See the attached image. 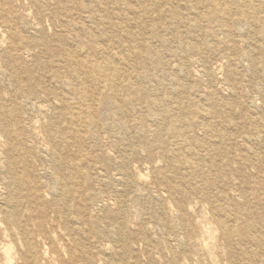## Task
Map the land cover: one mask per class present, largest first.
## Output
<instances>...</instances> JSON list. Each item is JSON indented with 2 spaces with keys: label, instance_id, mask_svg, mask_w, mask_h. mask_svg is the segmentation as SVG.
Instances as JSON below:
<instances>
[{
  "label": "rangeland",
  "instance_id": "rangeland-1",
  "mask_svg": "<svg viewBox=\"0 0 264 264\" xmlns=\"http://www.w3.org/2000/svg\"><path fill=\"white\" fill-rule=\"evenodd\" d=\"M43 1L47 8L39 14L29 6L27 0H0L5 17L14 20L20 27L24 22H31L42 29L39 35L46 42L43 47L36 45L34 34L21 28V38L27 45L12 47L17 49L12 51L11 41L3 39V48L0 50V99L7 100L5 105L10 100L29 95L50 112L48 104L55 98L62 99L65 94L52 82V78L66 75L65 65L60 61L75 48L88 60L89 66L109 69L105 64H100V57L91 55L89 45L86 44L92 35H87L86 32L93 28L99 29L108 40L97 46L105 47L109 53H118L121 47L130 49L127 34L132 36L139 50L147 48V51H141L139 58L131 51L122 52L125 54L126 65L120 62L117 64V79L120 85L130 83L136 94L129 95L125 91L120 93L125 98L133 97L134 101L125 107L124 115L119 116L115 123L105 118L108 106H99L104 97H111L112 92L105 91L99 95L90 84L85 85L88 93L92 92L94 95L100 116H96L92 136L83 137L79 151L72 147L59 150L62 164L76 163L80 168L76 175L77 185L70 189L71 194L67 195L64 205L70 211L64 210L60 215L48 214V235L65 243L77 239L80 241L79 247L93 255L95 264H192V258L188 256L191 249L182 245L183 240L187 239L186 232L188 230L189 233H194L193 225L195 226L196 221L212 220L214 223L207 226L215 238L206 240L205 255H214L218 264H232L227 252L229 246L221 238L222 231L217 229L216 220L211 219V204L216 196L222 195L228 199L219 203L224 208L230 207L232 213L241 218L238 223L231 224L233 239L236 237L238 224L241 226L239 231H246V226L250 225L252 234L264 238V40L256 33L249 34L244 26L241 34H234L229 39L216 30L214 36L207 37L204 32L208 30V24L196 18L204 17L206 9L201 8L197 12L185 7L190 6L193 0H146L142 4L131 0L129 6L137 11L134 16L127 14L118 0ZM252 1L247 11L254 14L257 9V17H264V1ZM98 4L104 6L98 8ZM238 9L247 8L242 6ZM89 16L95 17L93 22L88 19ZM129 17H136L141 21L135 24ZM1 21L2 18L0 25ZM191 24H196L199 31L189 29ZM74 25H81L86 32L74 29ZM2 29L5 30L3 27ZM151 30L157 32V37H152ZM32 40L33 45L30 44ZM61 40L66 45L62 46ZM191 46L195 49H191ZM96 49L102 54L105 52L104 49ZM117 59L119 61V57ZM172 63L176 67L179 65L180 69L177 68L182 72V76L179 74L182 88L193 96L184 94L179 101H174L175 104H166V123H173L178 130L182 128L177 121L181 117V111H171V108L176 105L187 108L190 102L204 106L210 115L206 122L201 123L202 126L187 134L189 147L206 158V161H199L186 156L185 159L190 164L200 169L196 174L187 166L181 167L180 162L176 163L171 156L161 153L159 145L166 147V150L173 148L169 145L165 132L157 137L144 135L141 131L147 107L154 109L149 103L167 97L170 91L167 79L173 75L165 73ZM195 63L201 66L198 65V68ZM108 73L111 74V71ZM200 73L203 75L201 78ZM154 90L158 91L159 98H146L142 95ZM224 91L229 92L226 94ZM210 92L212 104L206 96ZM252 102L261 109L254 110L250 106ZM146 103L149 105L146 106ZM20 115L28 122L33 121L35 109H20ZM82 116L84 119L85 112ZM46 122H58L59 128L64 126L60 118L49 117ZM203 126L216 132H224L223 139L219 138L216 142L219 144L211 148L201 146V141L204 140ZM244 137L253 138V143L244 144ZM5 139L0 123V196L6 192L1 185L6 164ZM29 164L35 176L36 188L42 193H48L51 187L45 173L50 172L48 159L33 155ZM68 171L66 166L62 167L61 174L67 178ZM80 173H86L87 177L81 178ZM19 175L24 179L23 174ZM73 190H76L75 194ZM20 194L26 195L27 190L21 188ZM232 195H236V198H232ZM54 199L56 200L55 197L48 196L47 203L55 202ZM199 206L202 207V212ZM84 216L89 219L87 224H82L81 221L78 224L69 222L72 218L82 219ZM51 221H55L54 229H50ZM119 227L125 228L122 235L118 232ZM4 228L2 223L0 232ZM76 228L81 231L77 232ZM94 231L97 233L94 234ZM180 235H183L181 240ZM43 237H39V241L47 243L48 237ZM7 240L12 246L17 243V237ZM123 243L126 245V249L122 251L124 254L116 260L113 255L121 252ZM230 247L234 249L236 257L241 259L235 242ZM259 252L257 249V253ZM253 261L254 264H264V256L256 254Z\"/></svg>",
  "mask_w": 264,
  "mask_h": 264
},
{
  "label": "bare ground",
  "instance_id": "bare-ground-1",
  "mask_svg": "<svg viewBox=\"0 0 264 264\" xmlns=\"http://www.w3.org/2000/svg\"><path fill=\"white\" fill-rule=\"evenodd\" d=\"M27 1L29 2L28 4L31 8L36 9V13L40 14L43 13L44 10L46 11L45 7L47 8V6L45 1L43 0H27ZM118 1L121 3L124 11L127 14H131L132 16L136 14L137 11L129 6V2L131 0H118ZM145 1L146 0H136V2L139 4H142ZM252 3H253L252 0H222V2H213L208 0H203V1L193 0L190 6L186 5L185 7L194 9L197 12L201 8L206 9L204 17H196V18L200 22H205L206 24H208V30L204 32L207 37L214 36V30H216L224 33L226 37L229 39V37H231L234 34H239V33L241 34V30H242L241 28L242 26H244L245 29H248V31L247 30L246 31L249 34L256 33V35L258 34L260 38L264 40V17H257L258 14L257 9L255 10L254 14H250L247 11L248 9H250L249 5ZM97 6L98 8L99 7L102 8L104 5L98 4ZM242 6L246 7L247 9L246 10L238 9L241 8ZM0 14L2 16L0 17L2 18L0 25V50H2L3 48L2 47V43H4L3 39L6 40L9 39L11 41V45H10L11 48L12 47L16 48L18 46L21 47L24 44L26 45L28 44L27 42L23 41V39L21 38L20 30H19L20 28L24 30L25 29L30 30L34 34L33 39L36 45L42 47L46 45L45 40L41 38L39 35L42 29H39L37 26L31 24V22L30 23L24 22L22 23L21 27L20 25L18 26L14 22V20H12L9 17H5L1 5H0ZM197 16H199V13H197ZM129 18H130L129 20L135 22V24H138V22L141 21L139 20V18L136 17H129ZM88 19L93 22L95 17L89 16ZM2 27L5 30H3ZM197 28L198 27L196 24L189 25V29L199 31L197 30ZM74 29L86 32L84 27H82L81 25H76V26L74 25ZM98 30L99 29L93 28L90 32H86L87 35L89 33H92V35L90 36L91 40L86 42V44L89 45L88 47L90 48L91 55L100 57L99 58L100 64H105L109 69L103 70L102 67L91 66V65L89 66L88 60L85 57H83V55H81V52L76 48L73 52L66 54L65 58L60 61L62 64L65 65V69L67 71L66 75L62 77L52 78V82L56 84L61 90H63L65 94L63 95L62 99L55 98V100H52L48 104V108L50 109V112L48 109L44 108L42 105L37 103L39 102L37 99L32 98V96L29 95H22L18 100H10L8 105H5V101L7 100L0 99V123H2V134L6 138L5 139L6 151L4 153L6 164H5V169L3 168L4 171H3V179L1 184L3 186L4 191L6 192L0 196V204H1L0 209L2 210L0 212V214H2L0 223L1 224L3 223L5 225V228L4 230L2 229V232H0V264H95L93 261V255L91 253L84 251L82 248L79 247L80 241L74 239L71 242L67 241V243H65L62 242L61 239L56 238L53 235H48L49 232H47V225L50 224V221L48 220L49 213L60 215L64 210L70 211V208H67L64 205L66 204L67 195L71 194L70 189H73L77 185L76 175L79 173V168H80V166L77 165L76 163L74 164L69 163L68 165H66L67 163L62 164L59 157V150H61V148L63 149V148L72 147L75 148L76 151H79L78 148L80 147V144L83 141V137L84 136L90 137L93 134L94 122L96 116H98L97 114H99L100 116V113L97 110L96 106H98V104L94 99V95L92 92L88 93L85 87L86 84H90V86L93 88V91L97 93L99 92L100 93L99 95H101V93L105 91L112 92L111 97H104L99 105V106L101 105L108 106V113H106L105 115V118L107 120L115 123L116 119H118L119 116L124 115L125 107L130 105L134 101L133 100L134 98L133 97L125 98L120 93L125 91L128 92L129 95H135L136 91L133 89L130 83H125V84L123 83L120 85L116 73L117 64L120 62L126 65L125 54H123L122 52H125L127 50L129 52L131 51V53H133L135 57L139 58L142 54L141 52L142 50L147 51L146 47H143L141 48V50H139L135 46V41L133 40L132 36L130 34H127V40L131 44L130 49H125L124 47H121L120 52L109 53L105 47L102 48L97 46L98 44L103 45L105 42L108 41L106 38H104V36H102V34ZM94 33H97L98 35ZM151 35L152 37H157V32L155 30H151ZM34 43L33 40L32 42H30L31 45H33ZM60 43L62 46L64 44L66 45L65 41L61 40ZM13 48L12 51L17 50ZM96 48L104 49L105 52H103L102 54L101 52H98ZM190 48L195 49L194 46H191ZM179 54L181 53L179 52ZM117 57H119V61ZM174 63H172L173 65L171 67L167 68L168 71H166L165 73V74L173 75L172 78L167 79L169 82L168 84L171 86V87L169 86L170 91L167 93L168 94L167 97L161 98L156 102L151 101L149 103L154 106V109L152 110L147 107V110L145 112L146 115L144 116L141 125V131L144 135L151 134L152 136H157V137L162 132H165L167 135L169 145H171L173 148L172 150H166V147H162L161 145H159L158 148L161 151V153L165 156H171L176 161V163L177 161L180 162L181 167L187 166L188 169L194 170L196 174L200 169L190 164L185 159L186 156L194 157L195 160H199V161H201L200 159L205 160L206 158H202L201 155L197 154L192 148L189 147L187 134L188 131H193L199 126H202L201 123L206 122L210 115L207 113L204 106H201L199 104H194V102L193 103L190 102V105L187 108H184L183 106L180 105H176L175 107L171 108V111H175V110L181 111V117L177 121L182 128L178 130L175 128L173 123H171V125L166 123L164 116L166 113L165 110L166 104H172V103L175 104V102L179 101L184 94L193 96L191 95L190 92H187L184 88H182V85L180 84V80H179L180 79L179 74H181L182 72L180 73V71L178 70L179 65H177L178 67L177 68L176 66H174ZM196 65L198 66L200 64H196ZM108 71H111V74L108 73ZM217 71H219V69H217ZM201 75L200 78L203 77V75L202 76ZM219 76L221 77V75ZM229 87L233 89L231 85H229ZM39 89L41 91H44L42 90V88ZM11 90L13 91V89ZM14 92H15V88H14ZM142 95L146 98H155L158 96V91L154 90L152 92H144L142 93ZM211 95L212 93L210 92L207 93L206 96L208 101H210V103L212 104V101L210 99ZM255 99L257 100V98ZM149 104H147L146 106H148ZM250 104H251L250 106L254 110L258 111L259 105H257L254 102ZM236 106L234 108H236ZM30 108H33V110L35 109L36 115L34 116L33 121L28 122L26 121V118L23 115H20V109L25 110ZM84 112H85V116H84L85 118L83 119L82 115L84 114ZM49 117L62 119L64 126L59 128L57 126L58 122H54V123L46 122V119H48ZM203 127H204L203 129L204 140L201 141V146L203 148H211L214 145L219 144L216 142L218 141L219 138L223 139L224 132L221 130L218 132L213 131L208 126H203ZM80 128H82L83 130H80ZM253 141H254L253 138L247 137L244 140V144L251 145ZM0 146H1V142H0ZM33 155H35L38 158L41 157H43L44 159L47 158L49 161L50 166L49 165L48 166L50 167V172L49 171L45 172L51 183L50 191L48 193H42L36 188L37 184L35 183V176L33 175V172L29 164V159ZM65 166H66V170L67 169L69 170L67 178H65L61 174V169L62 167L64 168ZM197 166H199L198 163ZM19 174H23L24 179H21ZM80 175L81 178L87 177L86 173H80ZM0 188L2 187L0 186ZM21 188H25L27 190L26 195L22 196L20 194ZM73 191L75 194L76 190ZM48 196L55 197L56 198V200L54 199L55 202L47 203ZM232 196H233L232 198L234 199L236 198V195H232ZM215 198L216 200L213 201L211 204V212H212L211 219L216 220L215 223L217 225V229H221L222 231L221 238L225 240L227 242V245L229 246L227 252L229 254L230 262L232 264H235V262L240 264H254L253 258L256 256V254L264 256L263 236L257 237L254 234H252L250 225L246 226L247 227L246 231L241 232L239 231L241 229V226H239L238 224V231L236 233V237L233 239L234 236L232 235L231 232V227H232L231 224L233 225V223L235 224L238 223L241 218L239 219L235 213H232L233 210L230 207L224 208L219 203L220 201H224L228 199L227 196L225 197L220 195L219 197L216 196ZM157 200H159V198ZM201 209L202 207L199 206V210L202 212ZM179 211H183V210L179 209ZM81 218L82 219H78L77 217H75L70 219L69 222H75L78 224L79 221H81L82 224L88 223L89 221L88 218H85V216H84L85 219L83 217ZM111 219L113 220V217H111ZM50 220L52 219L50 218ZM51 222L52 224L50 225V229H54L55 226L53 223H55V221H51ZM209 223H214V222L212 220H209L207 222L196 221L195 226L193 225L194 233L192 232L189 233L188 230L186 232L187 239L185 241L183 240L182 245L184 248L191 249L190 253L192 255L190 256L189 253L188 256L192 258L191 260L193 261L192 264H218L217 261L214 259V255H210V254H209L210 256L205 255V251H204L205 250L204 248L207 247L206 240L215 238L213 232L207 226L209 225ZM124 229L125 228L123 227L118 228V232L120 235L123 234ZM76 230L77 232L81 231V229L78 228H76ZM95 233H97V231H94V234ZM43 236L48 237L47 243L39 241L41 237L44 238ZM182 236L180 237V240L182 239ZM16 237H17V243L12 246V243L8 241L7 238L13 239ZM233 242H235V245L238 247L237 252H238V256L241 259H238L236 257L234 249L230 247ZM125 249H126V245H124L123 243L121 252L119 254L113 255V257L115 259L120 258V256L124 254L123 252ZM257 249L260 250L259 253H257ZM99 253L104 254V252L101 251ZM174 263L178 264L177 262Z\"/></svg>",
  "mask_w": 264,
  "mask_h": 264
}]
</instances>
